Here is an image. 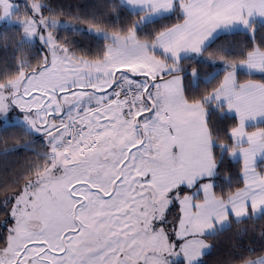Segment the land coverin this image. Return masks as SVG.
Returning <instances> with one entry per match:
<instances>
[{"label": "snow or ice", "instance_id": "1", "mask_svg": "<svg viewBox=\"0 0 264 264\" xmlns=\"http://www.w3.org/2000/svg\"><path fill=\"white\" fill-rule=\"evenodd\" d=\"M203 7L171 0L166 13L170 17L177 8L184 9V23L157 36L152 56L160 50L166 61L175 62L189 52L199 54L203 17L196 9ZM244 28L248 39H254L256 29L248 33L247 22ZM120 56L114 72L98 69L99 75L93 76L73 66V80L50 88L32 83L18 98L4 97L0 103V131L21 127V116L39 118L47 132L24 128L35 143L48 148L44 155L49 165L38 180L0 204V264H171L163 253L179 257L197 235L190 231L197 221L207 217L197 225L202 234L234 211L225 205L219 216L215 206L202 208L196 194L207 199V190L214 191L204 174L176 175L183 167L177 143L182 126L175 117L177 106L156 93L166 86L165 77L172 75L174 83L177 72L183 89L187 70L176 63H154L147 46L124 47ZM133 64L139 70L128 83ZM253 67L264 74V60L250 65L249 74ZM48 68L45 64L39 71ZM223 91L205 97V102L223 101L229 111L247 105V90L233 83L232 94ZM257 94L264 112V88ZM204 118L206 124L207 109ZM208 148H215L211 140ZM14 151L19 154L23 148ZM161 238L162 250L149 246ZM184 259L190 264L192 258L184 254Z\"/></svg>", "mask_w": 264, "mask_h": 264}, {"label": "trees", "instance_id": "2", "mask_svg": "<svg viewBox=\"0 0 264 264\" xmlns=\"http://www.w3.org/2000/svg\"><path fill=\"white\" fill-rule=\"evenodd\" d=\"M20 7L13 16L26 18L31 12V1L41 3L43 16L75 23L77 27H94L106 32L126 34L135 28L136 37L152 41L163 30L179 23L183 17L179 8L171 13L140 22L142 12L131 11L119 0H18ZM255 38L248 39L245 31H235L216 36L197 56H187L176 64L187 70L183 85L184 97L188 102H200L207 109L206 127L215 145L212 156L215 162L214 174L209 179L214 185V195L226 199L243 186L242 164L230 158L232 141L229 135L237 125V118L224 112L221 106L205 102L222 80L226 62L244 60L254 48L264 50V24L253 21ZM57 43L73 57L97 60L104 56L108 39L88 30L72 27H53ZM252 30H247L251 33ZM39 41L23 39V31L18 23L0 25V84L18 76L38 71L47 62ZM176 75H181L177 72ZM195 75V81L193 76ZM237 81H259L264 85V74H249L237 70ZM171 76V75H169ZM167 76V77H169ZM166 78V77H165ZM22 125V124H21ZM264 133V122L257 125ZM223 145V147H222ZM20 146L23 151L17 154L14 149ZM48 148L35 143L24 126L0 131V204L6 197L13 196L23 185L42 170L48 160ZM264 167V160L257 165ZM201 199L199 193L196 194ZM3 216L0 215V220ZM209 246L197 264H244L257 258H264V213L234 221L228 227L213 235L204 236ZM172 264H184L182 260Z\"/></svg>", "mask_w": 264, "mask_h": 264}, {"label": "crops", "instance_id": "3", "mask_svg": "<svg viewBox=\"0 0 264 264\" xmlns=\"http://www.w3.org/2000/svg\"><path fill=\"white\" fill-rule=\"evenodd\" d=\"M119 1L131 11L142 12V22L166 15L165 8L171 3V0ZM178 2L186 6L193 3L204 5L202 9H196L203 17V24L198 34V39L203 41V48L220 34L245 31V22L248 24L247 30H252L251 24L253 21H261L264 24V16L261 15L264 13V0H178ZM179 10L181 13L184 11L182 8H179ZM13 13L14 9L9 10L0 1V25L17 23L18 19L13 16ZM183 23L184 18L181 22L163 30L157 36L161 33L173 31L177 25H182ZM157 36L150 41L152 45ZM60 50L64 56L66 51L64 49ZM199 54L189 52L183 55V58ZM154 58L163 65L167 64V66H173L174 63L178 62H174L173 60L166 61L164 53L160 50L156 51ZM262 60H264V50L254 48L247 54L244 60L225 64L224 67H227V70L222 76L220 84L208 95L214 96L220 89H224L221 93L222 95L232 94L233 83L237 89H244L249 93L247 105L238 110L234 108L233 111H229L223 101H212L215 106H221L226 114L237 118V125L232 129L233 135H230L232 141L230 158L234 161L239 160L242 164L241 177L243 186L226 199L216 197L212 188L207 190V199L202 194H199L201 196L199 200L202 201V208L208 205L215 206L219 209V216L224 215L223 208L225 205L230 210L234 209L226 220L214 223V226L211 228H204L202 234H200V229L197 225L206 222L207 217H203L200 221H197L194 225L198 233L203 237L213 235L217 231L228 227L231 220L239 221L249 215L257 216L264 213V167L262 170H259L257 167L258 163L264 160V133L257 126L264 122V112H261L258 108L260 97L257 94L259 89L264 88V85L255 80L238 82L236 75L237 70H241V68L243 71L249 73V66L259 65ZM255 73L261 72L258 68L253 67L252 74ZM179 77V75H176L174 83L172 75L166 77V86L156 93L157 95L164 96L169 103L177 106L175 117L177 122L182 126V135L177 143L181 148L183 167L177 169L176 175L204 174L207 177L206 182L211 183L209 179L214 174L215 162L212 156V149L209 150L208 148V142L211 139L205 124L204 108L200 102H188L185 99ZM195 79L194 75L193 80L195 81ZM20 84L22 89L18 91L23 92L24 81L20 82L17 78L9 80L6 84H0V103L3 102L4 97H7L8 100L14 99L13 95L16 94L13 93V90L15 88L18 89ZM29 85L30 83L28 82L27 86ZM27 110L24 109L25 112ZM17 111H20V109L18 108ZM2 114L3 110L0 109V115ZM22 117H20V124L24 126V122L21 120ZM209 173L211 175H208ZM167 174L166 172L165 175ZM215 219L216 215L214 213L213 220L215 221ZM255 264H264V261H258Z\"/></svg>", "mask_w": 264, "mask_h": 264}, {"label": "rangeland", "instance_id": "4", "mask_svg": "<svg viewBox=\"0 0 264 264\" xmlns=\"http://www.w3.org/2000/svg\"><path fill=\"white\" fill-rule=\"evenodd\" d=\"M0 1L2 5H6V7L9 10L14 9V12L18 10L20 7V1L18 0H0ZM30 6H31L30 14L26 18H20L17 21V23L22 27L23 36L25 40L29 42L39 41L40 44H42L43 41L42 45H45L46 47L43 49V56L47 64L49 65V68L47 71H43V72L39 71L44 67L43 66L37 72L33 71L28 74H24L23 72H21L18 76L14 77L13 79L17 78L19 79L20 82L24 81L23 89L28 87L27 86L28 82L30 84L40 83L43 87L50 88L56 84L63 83L66 80H73L74 73L69 71V69H71L73 66L76 67L77 71L84 70L85 74L92 73L93 76L99 75V72L97 71L98 69L100 72H103L106 69H111L114 72L115 68L119 66L121 59L120 53L122 48L124 47L130 48L132 46H138L139 48L143 49L144 46H147V49L149 51V59L152 60L154 63L159 62L158 60H155L154 56H152L151 54V49H152L151 42L138 39L135 34V28L130 29L126 34H120L115 32H106L94 27H77L75 23L70 21H63V20H58L54 18H49L47 16H43L40 11L41 3L39 1H31ZM140 22H142L141 19ZM60 26L85 29L98 36L107 38L108 42L106 44L105 55L97 60H89L85 58L71 56L70 54L67 53V51L64 48H62L57 43L56 38L52 32L53 27H60ZM60 49H64L66 51L65 52L66 54L64 56L61 53ZM228 63H235V62H226V64ZM160 64L161 66H163L162 63ZM138 70H139L138 65L133 64L132 68L128 70L129 72L128 82L131 81L130 77L133 74V72ZM33 76L38 78L35 80L28 79L29 77H33ZM97 83H100V81L97 80ZM18 87H17L18 89L15 88L13 90V93L16 94L13 95V98L14 97L18 98V96L23 93L18 91L22 89L21 84ZM68 110H70V108ZM33 112H35V109H33ZM21 120L22 122H24V126L26 125L28 127H31L33 130L42 131V132L47 131L46 128H43L40 125L39 118L36 115L33 116L25 115L21 118ZM33 121H36V123L33 124L32 123ZM49 123L52 122L49 121ZM48 166L49 165L47 164L42 170H40L35 175L33 179L27 181L23 185L22 189H24V186L26 184L38 180L39 176ZM171 218L172 217L170 215V219ZM190 231L197 232V235L194 236L190 241H188L184 245L182 254L176 259H172V257L168 256L167 253L164 252L163 259L171 260V264L182 260L185 264L184 254H187L188 257L192 258L190 264H197L200 261L202 254L207 251L209 244L204 239V237L198 233V230L196 229L195 225H193V227L190 228ZM149 246L155 247L158 250H162L165 247L162 238L154 239L150 241ZM258 261H264V258L261 259L257 258L255 260L246 262L244 264H255Z\"/></svg>", "mask_w": 264, "mask_h": 264}, {"label": "built area", "instance_id": "5", "mask_svg": "<svg viewBox=\"0 0 264 264\" xmlns=\"http://www.w3.org/2000/svg\"><path fill=\"white\" fill-rule=\"evenodd\" d=\"M117 79L119 80L120 78L118 77ZM128 83H131V82H128ZM125 91H127V89H125Z\"/></svg>", "mask_w": 264, "mask_h": 264}]
</instances>
